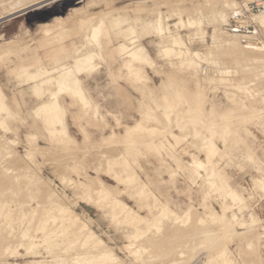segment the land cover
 <instances>
[{"label":"rangeland","instance_id":"rangeland-1","mask_svg":"<svg viewBox=\"0 0 264 264\" xmlns=\"http://www.w3.org/2000/svg\"><path fill=\"white\" fill-rule=\"evenodd\" d=\"M18 1L0 0V16ZM236 2L245 7L252 3ZM220 4V0H47L0 20V98L9 107L0 113V264H204L208 258L213 259L211 264H264V192L254 182L264 179V68L248 66L249 72H244L252 82L247 84L238 72L225 69L233 60L226 48L211 45L214 32L205 20ZM98 13L104 20L98 38L102 57L96 70L86 72L89 76H78L87 107L61 94L57 104L62 127L56 119L49 125L34 111L48 94L38 98L35 81L26 80V74L49 69L53 56L55 60L62 50L80 47L87 30L80 31L76 20ZM118 15L131 21V31L127 24L114 25ZM159 16L162 34L149 24ZM67 20L70 24L64 30L48 34L39 30L41 25ZM256 21L264 38V24ZM174 39L191 51L211 49L214 57L191 64L162 56L160 50ZM119 42L147 52L148 64H132L140 80L130 77L113 51ZM249 49L264 55V48ZM239 61L236 66L242 70L245 62ZM217 67L228 74L220 77ZM166 106L169 112L164 114ZM136 125L145 130L130 136ZM56 128L63 133L49 132ZM194 158L209 173L203 168L191 175L188 165ZM110 162L117 165L111 167ZM126 176L128 182L117 184ZM99 185L106 188V201L96 200ZM229 188L243 205L237 207L223 197ZM110 200L124 205L125 212L112 217ZM222 203L229 208L222 211ZM160 204L169 216L181 219L173 226L166 219L159 231L155 227L147 231L154 223L149 214ZM66 208L70 214L62 211ZM189 208L194 215L186 222L182 216ZM133 213L144 217L143 222L122 221ZM233 213L242 225L233 221ZM206 224L215 233L202 238L206 249L176 255ZM138 227V232L145 231L142 237L132 235ZM231 228L239 235L226 239ZM219 245L226 253L211 250Z\"/></svg>","mask_w":264,"mask_h":264},{"label":"bare ground","instance_id":"bare-ground-1","mask_svg":"<svg viewBox=\"0 0 264 264\" xmlns=\"http://www.w3.org/2000/svg\"><path fill=\"white\" fill-rule=\"evenodd\" d=\"M16 1H18V0H16ZM19 1H21V0H19ZM19 1L17 3H15L16 4L15 7H12L10 10L6 9L8 11L7 15L0 16V20L8 18L9 16H13V15L19 14V13L23 12L24 10H26L27 8H30V7L35 6V5H38L41 2H44V1H47V0H29L27 2H25V0H23L21 2H19ZM220 1H221L220 6L215 8V9H213L209 13V15H207V19H205L206 20V24L211 26L213 28V32H214L212 34L213 36L211 37V45L213 47L214 46L215 47L222 46V47L226 48L227 52H229V54H230V56H231V58L233 60V63H232V66H230L229 68H225V69H227V70L230 69V68L233 69L231 72L234 73V74H236L238 72V75L241 76V81L243 83H245V84L250 83V82H252V79H250V80L247 79L246 76H245L246 73L244 71H247V67L248 66H256V68H264V55L261 52H257V51H253V49H249L250 47L246 48V47L240 45L239 42L237 41V39L234 36H230L229 35V37H228V35H226L227 36L226 37L224 35V31H221L220 27L222 25L226 24L227 19H228L229 15L231 13H239L242 9H245V5L237 3L236 0H220ZM244 1L245 2H252V1H255V0H244ZM199 12H200V10H198V13ZM201 13L202 12H200L199 15L203 14V13L202 14ZM159 15H160V13H159ZM120 18H124V19L122 21H120ZM200 18H201V16H200ZM204 18H206V17H204ZM256 19L259 21L260 24H264V13L258 15L255 18V20ZM69 22H70V20H67L66 22L58 21L54 25H48V24L41 25L39 30H40V32L42 34H48V33L52 32V31H54L56 29H59V28L61 30H64L70 24ZM113 22H114L115 26H120V25L127 24L129 26V30L130 31L133 29L131 21H129V19H127L125 16L118 15L117 17H115L113 19ZM162 22H163V18L161 16H159V17L156 18V20L153 23L149 22V24L151 26H153V28L156 29L159 33L162 34V32H163ZM199 23H200V20L194 22L193 24L197 25ZM76 25H77V27H78V29L80 31L87 30V33L85 35H83V42L80 45V47L76 48L73 52L67 51L65 49L62 50L61 54H59L57 56V58H55V60H54V56H53V58H52L53 65L49 69H45L43 67L42 68H37L34 72H31V73L28 72L29 74H26V80L35 81V84L34 85L32 84L33 88H34L33 92L38 98H43L44 96H46V94H48V96L46 97V100L42 101L39 104V106L34 111H35V115L36 116H40V118L45 119L46 122H48L49 125L52 123V121H54V119H56L55 120V124L59 125L60 127H62V121L60 119V113H59V110H58L59 107H58V104H57V98L61 94H64L67 97L73 99L74 102H77L81 106V108L86 109L87 101L83 97L84 94L82 92V89L79 86L78 76L83 74V73L92 72V71L96 70L98 68V66H99V63H100V60H101V57H102L101 56L102 55L101 54V47H100V44L98 43V38H99V33L101 31V28L104 25V20L99 15V13H98V15H91L90 14L88 16L80 17L79 19L76 20ZM262 26H264V25H262ZM101 33H102V31H101ZM106 37H108V36H106ZM130 44H134V42L132 40H130ZM113 51L115 52V54L117 56L122 58L123 67L125 69L129 70L130 77L133 78L135 81L136 80H140L141 79L140 74L138 75L137 69H135L134 66H132V64L133 63H137V62L148 64L150 58H149L147 52L139 45L128 46L125 42H119L115 47H113ZM160 54L162 56H165V57H174L176 59L184 58L187 62H189L191 64L194 61H205L207 59H211L212 57H214V52L211 49L207 50L204 53L191 51L188 48V46H186L185 43H183L179 39H174L171 42L170 46L162 48L160 50ZM239 58L242 59L243 62H245V63H243L244 66L241 67L242 70H238V68L236 66V65H238V63L236 61L237 60L239 61L240 60ZM194 66H195V64H194ZM195 68H197V67H195ZM219 68L217 69V70H219L217 72L220 75V77L228 74V71H226L223 67L222 68L225 71L224 70L222 71ZM26 69H28V68H26ZM194 70H197V69H194ZM22 72L24 73V71H22ZM22 72H20V74ZM248 72L249 71H247V73ZM210 75H212V74H210ZM245 86L247 87V85H245ZM239 88L240 87H238V89ZM1 96H2V94H1ZM171 105L173 106V104H171ZM6 107H8V105L6 106L3 103V101L1 100V98H0V113L6 112V110H7ZM171 109H173V108H171ZM163 110H165L164 114L166 112H169L168 111L169 110V106H166V108L164 107ZM170 112H171V110H170ZM169 116H172V115H169ZM169 116H168V118H169ZM152 117H154V116H152ZM148 118H150V117H148ZM166 120H169V119H166ZM42 121H44V120H42ZM44 123H45V121H44ZM0 126H1V122H0ZM143 130H145L143 126L133 127L132 129L129 130V135L131 136V135H134V134H140V133L143 132ZM49 132L52 135L56 134L55 132H58L59 134L63 133L62 132V128H56V129H53V130L49 129ZM169 134L171 135V137L176 138V135L171 134V133H169ZM194 136H197V135L195 134ZM202 137H201V135L198 136L199 139L200 138L202 139ZM164 139H165V137H164ZM193 144L195 146V143H193ZM158 145H160V143ZM162 147H164V145H162ZM197 147H199V146H197ZM159 149H160V147H159ZM156 150L157 149H155L154 152ZM156 152H158V150ZM118 155H120V154H118ZM110 163L112 165L111 167L117 165L116 162H113V163L110 162ZM188 167H189V171L191 172V175L194 174V173L197 174L198 170L206 168L201 161H199V160H197L195 158L192 160L191 164L188 165ZM105 170L109 171L107 168H105ZM204 171H206V170L204 169ZM207 171L209 173L208 169H207ZM187 173H189V172H187ZM207 175L208 174H206V176ZM129 178H130L129 176H126L125 178H121L120 180H117L116 182H117V184L128 182ZM254 182H255V185H258V189L261 190L262 192H264V179H256V180H254ZM206 184H208V183H206ZM211 184H212V182H211ZM202 189H204V188H202ZM84 190H85V192L89 191L88 188L87 189L85 188ZM219 190H222V189H219ZM94 191H95V193L94 192L93 193L95 194L97 202H103V201L107 200L106 198H108L107 197L108 195L106 194V188L103 185L96 186ZM223 192H224V196L223 197H228L229 200H231L234 203V205H236L237 207H239L240 205H243V199L234 190L229 188V189H227L226 191H223ZM143 193H145V192H143ZM142 197L146 198L145 195H142V196L140 195V198H142ZM109 203L111 205V210L109 211V214L112 215V217L113 216H117L115 213L120 214V213L125 212V206L124 205H120L117 200H110ZM55 206H57V205H55ZM55 206H54V208H55ZM59 206H61V205H59ZM225 206H226V208H229V205H227L225 203H222L221 207H220L222 209V211L226 209ZM154 208L156 210L154 212L151 211V213L149 214V217L152 218V221L154 223L152 225H148L147 231H149L150 227H152V228L155 227L156 228L155 231H159L160 227H161V224L166 219H168L167 221H169L168 222L169 226H171L172 224H175L177 221H179L181 219V217H178V216L177 217L176 216H169V212L167 211V208L165 207V205H161L160 204L159 207H157V205L155 207V205H154ZM62 211L67 212V213L70 214V211H69L68 208L63 209ZM238 211H239V208L237 209V213H238ZM72 213H71V215H74V213L73 214ZM170 214L172 215L173 213H170ZM206 214H207V212H206ZM193 215L194 214L192 213V210L190 209V211L188 210V211H186L184 213V216H182V219L186 220V222L187 221H191ZM66 216H68V215H66ZM127 216H129V217H127ZM200 217L203 219L202 216H200ZM204 217H207V216H204ZM70 218H71V216H70ZM72 218H73V216H72ZM143 218L144 217H141L139 215H135L133 213V215H130V214L125 215L124 220H122V221H124V222H126L128 224H130V223L138 224V223L143 222ZM74 219H76V218H74ZM232 219H233V221H235L237 223H238V220H240L239 216H237L236 213L232 214ZM68 220H70V219H68ZM198 220H199V222H203L200 218ZM70 221H72V220H70ZM226 223L230 224V220H226ZM243 223L244 222H242L240 220V224L242 225ZM253 223L254 222H251V224H253ZM176 224H178V223H176ZM200 226H201V228H197L198 230L193 232L191 240L189 241L190 244L189 245H185V247H182L180 250H178L176 255L185 256L186 254L189 255V254H193V253H198V252H196V250L200 251V250H198V248L199 249L201 248V250L202 249L203 250L206 249L207 246L204 244V240L202 241V238L206 237V236H209V237L214 236L215 233H214V230H212V229H210L208 227V224L200 225ZM77 227L80 228V226H77ZM139 230H140L139 227L136 228L135 233L132 234V235H134V237H142L145 234V231L141 233V232H138ZM224 230H226V229H224ZM224 230H222V232ZM76 231H77V228H76ZM236 235L238 236L239 234L236 233L234 228L226 230V233L224 234L226 239L227 238L230 239V237H233V236H236ZM222 248H223V245H219V246L213 247L211 250L215 251V253L217 255L218 254L222 255V254L226 253V250L224 248L223 249ZM100 249H102V248H100ZM138 249L141 251L143 249V247H140ZM99 250H98V252H99ZM211 250H209L208 252H210ZM209 257H212V256H209ZM212 260L213 259L208 258L206 263H204V264H211L213 262ZM201 262L203 263V261H201ZM29 264H42V262L41 261H34V262L29 263Z\"/></svg>","mask_w":264,"mask_h":264},{"label":"built area","instance_id":"built-area-1","mask_svg":"<svg viewBox=\"0 0 264 264\" xmlns=\"http://www.w3.org/2000/svg\"><path fill=\"white\" fill-rule=\"evenodd\" d=\"M264 13V0L246 4L239 13H231L224 25L227 35L234 36L240 45L250 48H264V38L255 18Z\"/></svg>","mask_w":264,"mask_h":264},{"label":"crops","instance_id":"crops-1","mask_svg":"<svg viewBox=\"0 0 264 264\" xmlns=\"http://www.w3.org/2000/svg\"><path fill=\"white\" fill-rule=\"evenodd\" d=\"M81 75H82V76H86V75L89 76L88 73H83V74H81ZM87 76H86V77H87ZM80 80H81V76H80ZM80 82H81V81H80ZM80 87H81V86H80ZM81 89H82V88H81ZM82 91H83V90H82ZM166 113H168V112H166Z\"/></svg>","mask_w":264,"mask_h":264}]
</instances>
